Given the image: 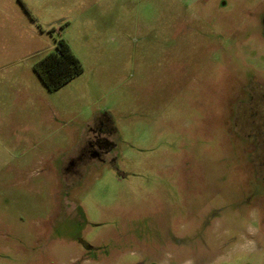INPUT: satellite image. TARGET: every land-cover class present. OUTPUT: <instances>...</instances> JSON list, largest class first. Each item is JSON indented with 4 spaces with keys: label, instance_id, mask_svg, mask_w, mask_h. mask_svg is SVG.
<instances>
[{
    "label": "rangeland",
    "instance_id": "obj_1",
    "mask_svg": "<svg viewBox=\"0 0 264 264\" xmlns=\"http://www.w3.org/2000/svg\"><path fill=\"white\" fill-rule=\"evenodd\" d=\"M263 19L264 0H0V264H134L135 238L204 219L203 264H264ZM61 40L82 72L48 91L34 66Z\"/></svg>",
    "mask_w": 264,
    "mask_h": 264
},
{
    "label": "flooded vegetation",
    "instance_id": "obj_2",
    "mask_svg": "<svg viewBox=\"0 0 264 264\" xmlns=\"http://www.w3.org/2000/svg\"><path fill=\"white\" fill-rule=\"evenodd\" d=\"M264 24V19H263ZM264 86H258L256 89L263 88ZM254 95L253 93H251ZM245 111V110H244ZM238 119H240L238 117ZM240 123V120L237 121ZM190 225L188 231L182 230V232H168L157 235L144 234L136 240H133L132 256L136 259L134 264H159L161 258L165 254H168L170 259L167 264H196V258L198 263H205L211 255V249L207 244L208 235L207 228L211 226V223L207 220L195 221L188 223ZM191 228V229H190ZM200 229L201 232L196 234L192 232L194 229ZM154 237V238H152ZM84 247L87 249V253L94 250V246L84 243ZM141 251V255L137 254V251Z\"/></svg>",
    "mask_w": 264,
    "mask_h": 264
},
{
    "label": "trees",
    "instance_id": "obj_3",
    "mask_svg": "<svg viewBox=\"0 0 264 264\" xmlns=\"http://www.w3.org/2000/svg\"><path fill=\"white\" fill-rule=\"evenodd\" d=\"M34 71L48 91H55L82 72L79 60L61 40L57 51L48 52L34 66Z\"/></svg>",
    "mask_w": 264,
    "mask_h": 264
}]
</instances>
